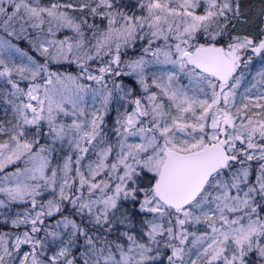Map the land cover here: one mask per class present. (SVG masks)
I'll list each match as a JSON object with an SVG mask.
<instances>
[{
	"label": "snow or ice",
	"instance_id": "obj_1",
	"mask_svg": "<svg viewBox=\"0 0 264 264\" xmlns=\"http://www.w3.org/2000/svg\"><path fill=\"white\" fill-rule=\"evenodd\" d=\"M0 264H264V0H0Z\"/></svg>",
	"mask_w": 264,
	"mask_h": 264
},
{
	"label": "trees",
	"instance_id": "obj_2",
	"mask_svg": "<svg viewBox=\"0 0 264 264\" xmlns=\"http://www.w3.org/2000/svg\"><path fill=\"white\" fill-rule=\"evenodd\" d=\"M251 2L255 3V2H258V0H251Z\"/></svg>",
	"mask_w": 264,
	"mask_h": 264
}]
</instances>
